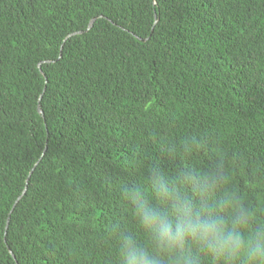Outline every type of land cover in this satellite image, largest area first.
I'll list each match as a JSON object with an SVG mask.
<instances>
[{
    "label": "trees",
    "instance_id": "1",
    "mask_svg": "<svg viewBox=\"0 0 264 264\" xmlns=\"http://www.w3.org/2000/svg\"><path fill=\"white\" fill-rule=\"evenodd\" d=\"M193 134L264 202V0H0V264H115L116 185Z\"/></svg>",
    "mask_w": 264,
    "mask_h": 264
},
{
    "label": "clouds",
    "instance_id": "2",
    "mask_svg": "<svg viewBox=\"0 0 264 264\" xmlns=\"http://www.w3.org/2000/svg\"><path fill=\"white\" fill-rule=\"evenodd\" d=\"M174 168L155 164L147 177L116 185L135 227L106 230L115 264H264V202L251 204L223 166L193 164L208 148L198 135L161 143Z\"/></svg>",
    "mask_w": 264,
    "mask_h": 264
},
{
    "label": "water",
    "instance_id": "3",
    "mask_svg": "<svg viewBox=\"0 0 264 264\" xmlns=\"http://www.w3.org/2000/svg\"><path fill=\"white\" fill-rule=\"evenodd\" d=\"M96 20H97V17L93 18V20H92L91 23H90L89 28H92V27H93V25H94V23H95ZM79 33H82V32H79ZM76 34H78V33H74V34L69 35V36L66 38V40L69 39L70 37L76 35ZM38 112H39L41 115H43V112H42L40 106H38Z\"/></svg>",
    "mask_w": 264,
    "mask_h": 264
}]
</instances>
